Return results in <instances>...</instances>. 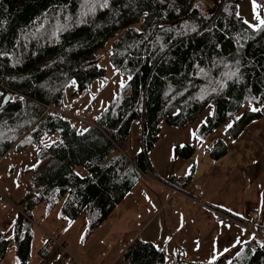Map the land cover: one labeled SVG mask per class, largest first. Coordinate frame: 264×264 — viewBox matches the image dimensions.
Returning <instances> with one entry per match:
<instances>
[{"label": "trees", "instance_id": "trees-1", "mask_svg": "<svg viewBox=\"0 0 264 264\" xmlns=\"http://www.w3.org/2000/svg\"><path fill=\"white\" fill-rule=\"evenodd\" d=\"M254 1L264 6V0ZM237 2L0 0V157L10 148L35 149L29 184L16 203L13 235L0 233V263L14 241L19 264H26L29 223L39 204L49 210L62 200L60 215L73 220L84 211L87 233L94 230L152 170L148 153L162 121L181 128L210 107L211 115L195 130L200 143L227 122L225 133L235 139L262 117L264 24L249 26ZM110 39L109 60L127 79L96 115L95 126H81L67 115V99L105 80L96 56ZM13 93L19 97L13 99ZM5 94L9 99L2 104ZM134 123L140 149L130 153L125 142ZM206 150L217 160L227 146L216 139ZM193 151L188 143L175 145L172 157L186 160ZM79 166L86 176L75 172ZM192 174L190 169L165 181L183 188ZM261 224L252 226L254 233H264ZM220 261L192 262L178 251L168 262L166 250L136 237L120 264ZM227 264H264V240L253 235Z\"/></svg>", "mask_w": 264, "mask_h": 264}, {"label": "rangeland", "instance_id": "rangeland-1", "mask_svg": "<svg viewBox=\"0 0 264 264\" xmlns=\"http://www.w3.org/2000/svg\"><path fill=\"white\" fill-rule=\"evenodd\" d=\"M237 12L251 27L258 26L264 20V6L254 0H238ZM110 45L111 39L98 50L96 56L97 65L104 68L105 80H94L82 96L75 99L68 98L67 111L69 113L85 112L89 108L93 115L98 114L117 93L118 88L125 84L127 77L117 72L109 60L107 51ZM209 112L210 107H207L194 122L181 128L169 126L162 121L161 135L148 153L152 170L160 177L174 172L179 165L180 159L172 157V149L175 145L187 143L195 145L199 142L195 130ZM89 117L94 123L96 116H86V118ZM125 146L129 148L130 153H135L140 149L138 123H134ZM34 152V147H29L25 151L11 152L0 157V196L4 201V205L0 206V233L6 238H11L13 235V223L17 215L16 203L23 196L25 187L29 184ZM75 172L81 177L87 175L86 170L81 166L76 167ZM154 177L151 172L149 175L145 174L142 178L143 184H138L131 190L122 202L89 233H87L88 221L84 211L73 220H68L60 215L62 200H59L49 210L44 204H39L33 210L29 223L31 241L26 264H120L123 251L134 239H132L134 235L141 233L143 239L148 235L153 236L154 230L159 224L161 225L162 219L165 220L166 230L171 229L168 220L169 213L178 209V203H183L181 196L175 195L173 203L177 204V207L172 208V201H168L164 212L160 213L158 205L160 202L164 205L167 201L169 190L165 187L168 183L166 181H161L162 184L155 182L159 185L157 186L158 191H155L154 186H150ZM187 207L185 206V213ZM186 227L193 230V223L186 224ZM43 234L51 235L55 242L52 243L51 249L41 256L39 249L43 245ZM178 234L181 233H172L167 242L157 246V248L167 250L168 262H171L172 257L177 253L174 244L180 243L177 238ZM199 234V231H195L190 238H197ZM259 235L263 234L259 233ZM196 242L197 240L194 239L189 240L187 245L191 247ZM67 256L71 258L70 263L65 260ZM0 264H19L14 241L10 242Z\"/></svg>", "mask_w": 264, "mask_h": 264}, {"label": "crops", "instance_id": "crops-1", "mask_svg": "<svg viewBox=\"0 0 264 264\" xmlns=\"http://www.w3.org/2000/svg\"><path fill=\"white\" fill-rule=\"evenodd\" d=\"M261 113L262 117L250 122L235 139H230L225 133L230 124L228 122L214 130L199 144L192 145L194 151L186 160L180 159L174 172L160 177L151 170L156 180L153 178L150 186L153 185L155 191H158L159 186L155 182L162 184L161 181L165 182L168 175L183 177L190 169L193 174L188 184L179 188L181 193L176 194L181 196L183 203H178V209L169 213L171 229L166 230L165 220L162 219L153 236L148 235L143 239L141 233H138L132 239L139 237L157 247L167 242L172 233L180 232L177 235L180 243L174 246L186 260L211 262L220 257L219 264H227L241 245L252 238V226L256 227L262 221L264 229V106ZM216 139L226 144L227 151L213 160L206 149ZM138 184L142 185L143 179L132 190ZM171 187L175 188L168 184L165 187L169 192L164 205L161 202L158 205L160 213L164 212L168 203ZM185 206H188L186 213ZM176 207L177 204L173 206L174 209ZM211 209H218L239 222L216 223ZM252 211L258 216L255 223L250 220ZM191 223L193 230L186 227V224ZM195 231H199V236L190 238ZM193 239L197 242L188 246L189 240Z\"/></svg>", "mask_w": 264, "mask_h": 264}, {"label": "built area", "instance_id": "built-area-1", "mask_svg": "<svg viewBox=\"0 0 264 264\" xmlns=\"http://www.w3.org/2000/svg\"><path fill=\"white\" fill-rule=\"evenodd\" d=\"M12 97H13V99H17L18 98V94L17 93H13ZM87 112H88V110H86L84 113H79V114H75V115L67 114V115L72 117V118H74L76 121H78L81 124V126L94 125L92 118H90V117L86 118L85 114H87ZM7 152L11 153L12 149L10 148ZM170 198H171V196H170ZM0 199H1L0 200V206H3L4 205L3 197L0 196ZM251 216H252V218L255 217L254 212H251ZM215 220L217 222L224 223V222L230 221V218L225 216L223 213H220V212L216 211L215 212ZM256 236H258L259 238H262L264 240V236L258 235V234ZM42 240H43V243L45 244V248L47 250L51 249L52 243L55 242L53 237L51 235H48V234H43ZM65 260L68 261V262L71 261V259L69 257H66Z\"/></svg>", "mask_w": 264, "mask_h": 264}, {"label": "water", "instance_id": "water-1", "mask_svg": "<svg viewBox=\"0 0 264 264\" xmlns=\"http://www.w3.org/2000/svg\"><path fill=\"white\" fill-rule=\"evenodd\" d=\"M8 99H9V95L5 94L3 99H2V104L5 103L6 101H8Z\"/></svg>", "mask_w": 264, "mask_h": 264}, {"label": "snow or ice", "instance_id": "snow-or-ice-1", "mask_svg": "<svg viewBox=\"0 0 264 264\" xmlns=\"http://www.w3.org/2000/svg\"><path fill=\"white\" fill-rule=\"evenodd\" d=\"M261 24H264V20L261 21ZM211 115V113H209Z\"/></svg>", "mask_w": 264, "mask_h": 264}, {"label": "bare ground", "instance_id": "bare-ground-1", "mask_svg": "<svg viewBox=\"0 0 264 264\" xmlns=\"http://www.w3.org/2000/svg\"><path fill=\"white\" fill-rule=\"evenodd\" d=\"M19 96V95H18ZM259 235V234H258ZM262 236H264V235H262ZM257 238H258V236H256ZM262 239V238H261ZM263 240V239H262Z\"/></svg>", "mask_w": 264, "mask_h": 264}]
</instances>
